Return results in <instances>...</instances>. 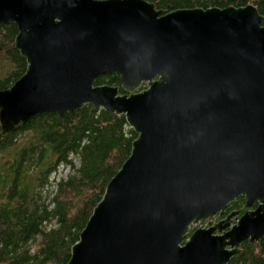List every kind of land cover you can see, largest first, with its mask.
<instances>
[{
	"label": "water",
	"instance_id": "water-1",
	"mask_svg": "<svg viewBox=\"0 0 264 264\" xmlns=\"http://www.w3.org/2000/svg\"><path fill=\"white\" fill-rule=\"evenodd\" d=\"M10 23L29 66L0 91L2 133L92 104L125 115L139 135L68 264H228L264 238L256 6L164 13L146 0H0V24ZM106 74L129 95L95 86ZM240 197L244 210L200 228Z\"/></svg>",
	"mask_w": 264,
	"mask_h": 264
},
{
	"label": "trees",
	"instance_id": "trees-1",
	"mask_svg": "<svg viewBox=\"0 0 264 264\" xmlns=\"http://www.w3.org/2000/svg\"><path fill=\"white\" fill-rule=\"evenodd\" d=\"M146 1L164 13L252 4L264 18V0ZM18 35L16 24H0L2 92L28 70L16 47ZM95 86L116 87L119 95H129L114 74L100 76ZM145 89L143 84L138 92ZM138 137L125 115L92 104L63 116L38 115L9 133H2L0 125V264H68L72 247ZM238 199L245 207V198ZM241 249L228 264H264V238L247 241Z\"/></svg>",
	"mask_w": 264,
	"mask_h": 264
},
{
	"label": "flooded vegetation",
	"instance_id": "flooded-vegetation-1",
	"mask_svg": "<svg viewBox=\"0 0 264 264\" xmlns=\"http://www.w3.org/2000/svg\"><path fill=\"white\" fill-rule=\"evenodd\" d=\"M234 202H236V204L233 205L232 204L233 202H232L228 206V208H227V210H226L224 215L219 214V215L215 216V218L212 221L206 220L205 222L200 224V228H207V227L210 228L211 226L213 227L217 223H220V222H223V221H225L227 223L228 222L227 219L232 213H234L236 211L237 212H241L242 210L245 209L244 205L241 204V201H239V199H236V201H234ZM254 209H256V207L252 208V210H254ZM243 214H240V215H237V216L233 217L232 220H231V223H232L231 225L232 226L236 225Z\"/></svg>",
	"mask_w": 264,
	"mask_h": 264
},
{
	"label": "rangeland",
	"instance_id": "rangeland-1",
	"mask_svg": "<svg viewBox=\"0 0 264 264\" xmlns=\"http://www.w3.org/2000/svg\"><path fill=\"white\" fill-rule=\"evenodd\" d=\"M62 174H63V175L67 174V170H66V168H64ZM52 181H54V179H53Z\"/></svg>",
	"mask_w": 264,
	"mask_h": 264
}]
</instances>
